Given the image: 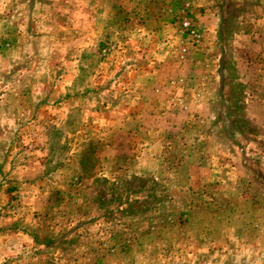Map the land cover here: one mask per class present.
Masks as SVG:
<instances>
[{
	"label": "rangeland",
	"instance_id": "1",
	"mask_svg": "<svg viewBox=\"0 0 264 264\" xmlns=\"http://www.w3.org/2000/svg\"><path fill=\"white\" fill-rule=\"evenodd\" d=\"M0 264H264V0H0Z\"/></svg>",
	"mask_w": 264,
	"mask_h": 264
},
{
	"label": "built area",
	"instance_id": "2",
	"mask_svg": "<svg viewBox=\"0 0 264 264\" xmlns=\"http://www.w3.org/2000/svg\"><path fill=\"white\" fill-rule=\"evenodd\" d=\"M181 31L184 35L188 36L193 42L199 43L201 40V34L196 26L191 24L187 19H184L181 23Z\"/></svg>",
	"mask_w": 264,
	"mask_h": 264
},
{
	"label": "crops",
	"instance_id": "3",
	"mask_svg": "<svg viewBox=\"0 0 264 264\" xmlns=\"http://www.w3.org/2000/svg\"><path fill=\"white\" fill-rule=\"evenodd\" d=\"M202 37H203V35H202ZM182 51L184 52L185 49H183ZM179 52H180V50H179V48H178V51L176 52V55H177ZM183 52H182V53H183ZM185 52H186V51H185Z\"/></svg>",
	"mask_w": 264,
	"mask_h": 264
}]
</instances>
